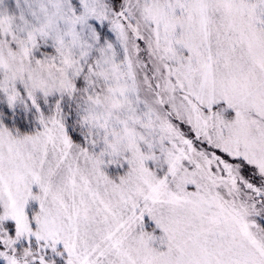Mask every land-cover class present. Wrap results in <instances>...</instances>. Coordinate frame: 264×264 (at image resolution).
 I'll return each mask as SVG.
<instances>
[{"label":"snow or ice","instance_id":"1","mask_svg":"<svg viewBox=\"0 0 264 264\" xmlns=\"http://www.w3.org/2000/svg\"><path fill=\"white\" fill-rule=\"evenodd\" d=\"M0 264H264V0H0Z\"/></svg>","mask_w":264,"mask_h":264}]
</instances>
